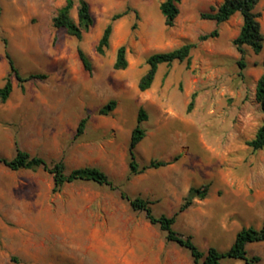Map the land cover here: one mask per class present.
<instances>
[{
	"label": "rangeland",
	"instance_id": "rangeland-1",
	"mask_svg": "<svg viewBox=\"0 0 264 264\" xmlns=\"http://www.w3.org/2000/svg\"><path fill=\"white\" fill-rule=\"evenodd\" d=\"M65 1L0 0V87L8 72L5 47L23 77L47 76L25 83L24 91L12 79L10 101L0 104V157L11 159L17 143L49 163L62 160L67 172L98 168L117 189L74 182L54 192L50 173L0 164V264H192L189 252L167 243L121 193L149 200L155 216L170 217L190 187L210 184L207 198L194 201L173 226L204 253L210 247L226 251L239 230L256 229L264 218V151L253 152L247 143L264 122L255 101L264 49L260 55L246 49V67L239 68L233 42L241 16L217 26L201 15L222 0H181L175 26L167 28L159 10L163 0H86L94 25L78 41L52 26ZM127 9L113 23L109 49L97 54L111 18ZM255 12L264 35V0ZM214 29L216 38L199 41ZM188 43L196 44L190 68L185 62L160 65L151 88L140 92L147 59ZM121 46L128 66L117 71L113 64ZM78 48L90 59L91 73ZM110 101L115 110L99 115ZM140 108L147 120L138 161L172 163L129 178L128 146ZM86 116L85 133L75 139ZM257 255L264 259V244L247 248L248 257Z\"/></svg>",
	"mask_w": 264,
	"mask_h": 264
},
{
	"label": "trees",
	"instance_id": "trees-1",
	"mask_svg": "<svg viewBox=\"0 0 264 264\" xmlns=\"http://www.w3.org/2000/svg\"><path fill=\"white\" fill-rule=\"evenodd\" d=\"M260 0H222L220 6L211 13H203L201 18L211 20L216 25H221L229 21L234 15L239 14L242 18V26L238 36L233 44L241 55L238 66L244 70L246 63L244 57L246 49L251 50L255 55H260L264 49V35L258 22V14L255 12ZM181 0H163L159 5V10L164 18V25L167 28H173L177 17L180 14L179 5ZM76 8V21L72 18V11ZM129 9L120 14H116L111 18V22L105 27L102 36L96 46L97 54L103 56L110 46V39L113 32V23L129 14ZM138 17V14L135 13ZM94 25V18L90 12L89 4L86 0H66L65 4L58 10L52 19V26L56 30H65L67 35L80 41L83 35L88 33ZM218 36V30L214 29L207 35L199 37L200 42L207 41ZM196 47L195 43L185 44L177 49L169 52L156 53L147 59L148 70L141 77L138 83L140 92L149 90L155 80L158 68L165 64L171 66L174 62L186 63L187 68L191 66V52ZM78 58L85 71L92 72V64L90 59L80 48L77 49ZM5 59L8 64V72L4 79V85L0 88V104L7 102L13 91L12 79H15L21 91H24V84L31 80H45L44 74H31L23 77L15 66L14 60L5 47ZM264 64V61H263ZM128 66L126 59V47L121 46L116 53V60L113 64L114 70H125ZM195 94L192 96L189 109L193 104ZM255 101L259 104L264 114V73L260 76L255 87ZM116 108V102L110 101L104 105L98 114L108 116ZM89 116L82 118L76 128L75 139L83 136L87 127ZM147 120V114L143 108H140L137 115L136 126L133 128L129 146H128V177L145 173L148 170H155L170 165L172 162H163L152 160L147 164L138 161L136 156L137 146L144 140L146 131L142 128V123ZM253 152L264 151V122L258 128L255 136L247 143ZM177 159L175 158L174 161ZM0 164L4 165L11 171L27 170L36 172L40 169L50 173L53 176V191H60L66 184L74 182H92L100 186H105L111 190L117 187L110 181L108 176L98 168L83 167L66 171L65 163L60 160L49 163L46 160L31 156L28 152L20 149L16 143L15 155L11 159L0 157ZM210 184L199 188L190 187L183 201L172 216H155L152 211L153 202L140 197L130 198L127 194L121 193L123 200L127 201L134 212L144 213L145 219L153 226H157L161 232L165 234L167 243H173L189 252L192 264H222L225 260L242 261L244 264H260V257L247 256V247L250 244L264 242V222L259 229L253 227H244L239 230L234 238L233 243L226 251H219L214 247H210L206 253L199 250L193 243L191 237H183L179 235L173 228L177 217L188 210L194 201H203L207 198Z\"/></svg>",
	"mask_w": 264,
	"mask_h": 264
},
{
	"label": "crops",
	"instance_id": "crops-1",
	"mask_svg": "<svg viewBox=\"0 0 264 264\" xmlns=\"http://www.w3.org/2000/svg\"><path fill=\"white\" fill-rule=\"evenodd\" d=\"M3 85H4V84H3ZM3 85H2V86H3ZM2 86H1V87H2ZM1 87H0V88H1ZM13 90H14V86H13ZM12 93H13V92H12ZM9 101H10V97H9V99L7 100L6 104H8ZM263 222H264V218L261 219V221L259 222V224H258V226H257L256 229H259V228L262 226ZM257 244H264V242H262V243H257ZM250 245H252V244H250ZM250 245H249V246H250ZM249 246H248V247H249ZM248 247H247V248H248ZM257 257H260L261 262L264 261V259H263L261 256H258V255H257ZM261 262H260V263H261Z\"/></svg>",
	"mask_w": 264,
	"mask_h": 264
}]
</instances>
